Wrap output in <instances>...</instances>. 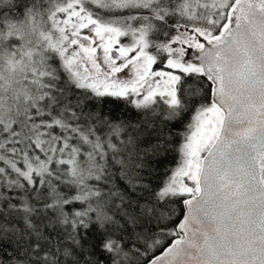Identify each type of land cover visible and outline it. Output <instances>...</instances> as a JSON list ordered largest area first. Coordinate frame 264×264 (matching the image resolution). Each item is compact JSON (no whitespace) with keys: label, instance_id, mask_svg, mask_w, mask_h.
Listing matches in <instances>:
<instances>
[{"label":"snow or ice","instance_id":"snow-or-ice-1","mask_svg":"<svg viewBox=\"0 0 264 264\" xmlns=\"http://www.w3.org/2000/svg\"><path fill=\"white\" fill-rule=\"evenodd\" d=\"M0 264H264V0H0Z\"/></svg>","mask_w":264,"mask_h":264}]
</instances>
